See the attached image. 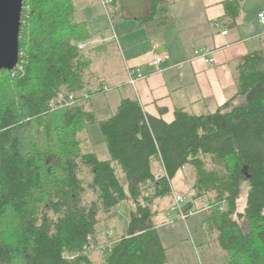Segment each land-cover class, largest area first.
Returning <instances> with one entry per match:
<instances>
[{"label": "trees", "instance_id": "obj_1", "mask_svg": "<svg viewBox=\"0 0 264 264\" xmlns=\"http://www.w3.org/2000/svg\"><path fill=\"white\" fill-rule=\"evenodd\" d=\"M122 1L113 0L111 19ZM174 1L151 0L144 23L167 17ZM243 1L227 2L229 19ZM77 11L74 0H25L22 70L0 72V264H167L156 204L186 167L196 181L185 209L198 214L196 204L215 197L202 227L216 233L223 264H264V48L240 61L237 94L214 112L178 110L169 124L124 99L99 121L92 99L105 90L90 81L79 44L93 35ZM61 94L75 102L51 109ZM97 123L108 160L86 136ZM120 206L128 224L113 236ZM112 244L94 263L95 250Z\"/></svg>", "mask_w": 264, "mask_h": 264}, {"label": "crops", "instance_id": "obj_2", "mask_svg": "<svg viewBox=\"0 0 264 264\" xmlns=\"http://www.w3.org/2000/svg\"><path fill=\"white\" fill-rule=\"evenodd\" d=\"M229 1L175 0L167 17L144 23L150 14L151 0L133 14L126 11L123 0L117 17L108 16L111 30L100 31L84 42V53L92 61L91 76L97 79V86L101 83L104 93H118L114 111L100 121L110 118L124 99L137 100L145 114L169 124L175 121L178 110L200 116L233 99L238 92L235 72L240 61L264 48V24L259 19L264 0H258L260 4L253 0L239 3L235 21L228 18ZM74 2L76 15L92 4L90 0ZM154 48L158 55L167 56L162 72L152 65ZM198 50L211 52L214 63L196 57ZM131 69L144 76L136 86L129 82ZM86 136L90 138L88 133ZM195 181L194 171L186 167L171 181L172 196L156 204L155 223L167 249V264H212L208 255L202 262L199 257L201 248L205 250L207 246L201 238L202 226L198 230L200 226L191 223L193 218L184 223L170 213L174 195L192 196Z\"/></svg>", "mask_w": 264, "mask_h": 264}, {"label": "rangeland", "instance_id": "obj_3", "mask_svg": "<svg viewBox=\"0 0 264 264\" xmlns=\"http://www.w3.org/2000/svg\"><path fill=\"white\" fill-rule=\"evenodd\" d=\"M76 1L78 4H81L85 0H76ZM253 1L255 4H258L259 2L258 0H253ZM90 2H92L90 6L83 7L79 10L78 14L76 15V20L77 21L89 20L90 22L88 23V25H89L90 32L95 37L98 34V32L103 31V33H106L107 31L111 30V28L109 25L110 22H109L108 14L106 13V9L104 8V5L102 4V0H90ZM124 2H125L126 11L129 12L130 14L135 13L134 11H137L139 13L141 10H143L148 5L147 4L148 0H124ZM116 20H114L115 23L117 22ZM83 52L86 53V50H84ZM90 81L94 84L93 88L95 89L97 86L96 84L97 79L95 78V76L91 77ZM117 96H118V93L113 91V92L104 93V95L103 94L96 95L92 99V104H93L94 109L95 110L101 109L100 110L101 112L97 113V118L99 121L101 119H105L109 117L111 115L110 114L111 111H114L113 109L115 108V100L117 99ZM87 133L89 134L90 140L92 144L94 145V149L91 151L95 152L97 156L99 157V159L101 160L110 159V154L108 152L107 145L105 143H102L103 134L100 130L99 124L97 123L95 125H92L88 129ZM176 196L178 195H174L173 204L170 208L171 214H174L173 209L176 206V203H175ZM214 198H215L214 195L210 194L209 196L201 199V201H199L196 204L195 207L198 210V214L195 217L193 216L194 218L191 221V223L196 222L195 223L196 226L198 227L200 226L198 230H201L202 221L205 219L204 218L205 215L203 212H201V210L202 208L205 209V207H207V205L204 206L206 202H211L214 200ZM245 203H246V193L244 190L241 196V199L239 201V208H238L239 211L244 210ZM119 211H120V220L119 222H116L114 224V226L116 227L115 229L116 231L114 232V235L113 233H111L113 236H116L117 233L125 232L127 224H128V207L120 206ZM181 222H184V221H181ZM205 228L206 227H204V230H203V227H202L201 238H204L206 240L207 246L205 250L201 248V251L199 253L200 260L202 262V260L206 258L205 255L206 256L208 255V258L212 264H223L224 261L226 262L227 260V255L224 251L220 249L217 239H216V233L213 232L211 235H208L206 233L207 230H205ZM103 254L104 253L98 250H95V252L92 254V260L94 261V263L100 262L103 259Z\"/></svg>", "mask_w": 264, "mask_h": 264}, {"label": "water", "instance_id": "obj_4", "mask_svg": "<svg viewBox=\"0 0 264 264\" xmlns=\"http://www.w3.org/2000/svg\"><path fill=\"white\" fill-rule=\"evenodd\" d=\"M24 3L25 0H0V72H12L19 65Z\"/></svg>", "mask_w": 264, "mask_h": 264}, {"label": "built area", "instance_id": "obj_5", "mask_svg": "<svg viewBox=\"0 0 264 264\" xmlns=\"http://www.w3.org/2000/svg\"><path fill=\"white\" fill-rule=\"evenodd\" d=\"M102 4L104 5V8L106 9V13L110 17V13L112 12L113 0H102ZM259 19H260V22L262 24H264V12L259 14ZM224 34L226 35L227 32H224ZM85 47H86V44H84V43L79 44L80 50L84 51ZM153 51L155 53L153 55L152 65H154L156 67L157 72H162L161 65L167 59V56L158 55L156 52V48H154ZM195 55L198 58L205 59V61L208 64H212L215 61L214 58L211 56L212 55L211 52H209L207 50H198L195 52ZM18 69L22 70V68L18 65V67L12 72H14V74H15V72H17ZM129 79H130V81H129L130 84L132 86H136L140 80L144 79V76L140 73V71L131 69L129 71ZM85 97L88 98V95L85 94ZM74 102H75V96L74 95L64 96L61 94L55 101H53L50 104V107H51V109H54L55 106H71ZM175 203H176V206L174 207L173 212L175 215H177L179 220L187 222L190 218H192L193 216H195L197 214V212L194 211L193 209H185L186 201L182 195L176 196ZM112 247H113V244L110 245L109 247L102 248L100 251L102 253L106 254V253L110 252ZM93 248H94V246H91V247L86 248V249L91 250Z\"/></svg>", "mask_w": 264, "mask_h": 264}]
</instances>
